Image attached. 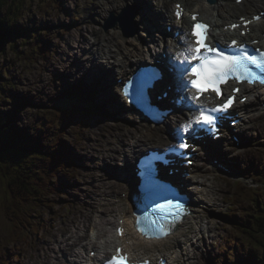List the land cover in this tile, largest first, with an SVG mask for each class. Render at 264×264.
<instances>
[{"label": "rangeland", "instance_id": "rangeland-1", "mask_svg": "<svg viewBox=\"0 0 264 264\" xmlns=\"http://www.w3.org/2000/svg\"><path fill=\"white\" fill-rule=\"evenodd\" d=\"M110 1L112 0H11L12 12L7 13L6 7L1 10L2 16L9 15L12 18H19L16 21V27L22 28L27 40L26 45L21 46L19 42L23 38L16 39V54L9 52L6 46L5 50L0 53L1 75L12 86V88H7L6 91L0 93V116L9 118L10 124L9 122L8 124L12 126L11 135L17 142L25 141L24 145L27 142H32V140L33 142L38 140V145L43 146L45 144L55 149L58 146L54 148L53 146L57 145V135L59 134L71 164L66 165L62 172L56 173L55 179H51V172L48 171L45 174L48 169L44 165L37 162L30 167V160L26 159V169L22 168V170L30 174L32 178L29 180L24 175L21 177L22 179L14 182L21 190L24 186L22 180L31 181L35 186L40 185L44 190L42 197L45 200L43 203H36L38 209L31 210L33 218L30 222L33 228H29L28 218L24 214L9 213L15 217V221L23 224H20V226L11 223L7 219V206L9 205L10 208L11 205L10 192L8 193L9 180L15 175L17 169H13V172L4 175L1 172V164L6 158L0 156V264L33 263L36 261L34 249L41 250L43 247L41 244L44 241L53 240L54 232L58 231L64 225L63 223L74 221V218L70 216L69 208L73 213L86 211L94 213L96 202L99 206L100 201H104L102 200L103 191L100 200L97 199L100 186L111 187L109 191L117 192L116 196L123 189L119 186L122 181L121 178H124L123 175L118 177L119 179L116 176H109L102 183L103 185L98 184V180L101 181L102 177L108 176L109 168L107 166L109 165L114 171L120 172L119 166H116L122 160V153L119 152L127 149V144L132 141L135 133L137 134V131H139L137 126H133L134 120L129 114L123 113L122 110L118 111L119 107H115L114 101H112V104H109L110 112H99L101 113L99 118H93L90 115L80 117L82 121L77 126H71L68 129L61 128L60 132L56 134L55 132L61 126V123L58 124V127L52 126L51 123L57 116L52 109L51 102L54 99L62 96L72 97L74 94L90 98V85H76L74 81L70 82L69 78L64 79V74H71L68 71L64 72V69L71 66L79 54V49L86 50V45L83 47L82 44L84 37L85 41H83L86 43L87 38H91V34L105 38L112 36L113 43H119L118 47L123 46L127 52L134 49L133 45L140 43V37L144 38L143 30H139L132 38H129V36L124 37L123 32L120 30H102L99 33L98 22L101 21L105 9L111 3ZM124 1L117 0L115 4L120 6ZM139 2L136 1L137 4ZM146 2H149V0H141L140 3L142 4L141 11L143 14V5ZM173 2L174 0H162L166 9L169 6V11ZM256 2L264 5V0H256ZM137 6L141 7L140 5ZM166 12L168 15L167 10ZM226 12V10L222 11V15L224 16ZM32 32L39 34V36L35 35L37 41L33 40L30 34ZM100 40L102 39H98L99 44L105 45V42ZM114 46L113 49H115ZM152 46L154 50V40ZM44 49L46 50L45 56L43 55ZM146 50L147 48L141 47V51L145 52ZM57 51H68L67 57L58 54ZM60 57H63V61L58 62ZM88 57L90 56L87 55L85 58ZM140 58H142V54H140ZM95 59L90 60L88 63L92 66L94 62L102 61L99 58ZM137 59L139 58L132 60ZM55 62H58V68L53 65L51 67L55 69H52L50 64L52 65ZM84 67L87 68L83 64H78L80 70H83ZM63 102L65 101L61 100V103ZM259 102H264V94L254 104L257 106ZM88 107H83L82 114H86L85 111H91ZM108 114H110L109 117ZM257 116L256 119L252 118V127L242 135L247 141L246 150L232 160L233 165L243 170L246 179L239 183L220 176L215 179L216 193L214 197L216 196L218 201L216 202L217 198H214V201L209 203V207L214 202L217 207L207 214L208 219H205L209 224V231L204 233L203 241H197L199 243L196 248H192L187 253V256L190 257L187 264L237 263L243 257H247L253 247V244L250 243L251 240H248L247 236L240 232L241 230L237 231L236 228L240 223H244L248 227L251 226L252 210L250 208H252V205L244 198L249 188L257 189L260 195V204L264 206V110ZM84 122L87 123V128L81 126ZM40 128L42 130L47 128L50 131L49 135L44 136L43 140L44 134L40 132ZM120 134L124 136L120 137ZM3 142L0 143L3 145ZM19 148L21 147L12 145L6 149L10 151L18 149L19 151ZM43 149H45L44 146ZM106 149L109 150L107 155L104 153ZM134 149L138 150L139 145ZM251 168L260 170L261 177L257 178L258 175L255 171L253 173ZM44 177L50 179L51 182H45ZM54 181H57V184ZM120 187L121 189H119ZM204 196H206V193L202 195V200L205 199ZM210 198H213L211 194ZM105 202L111 210L108 212L107 207L104 206L101 208L100 217H102L101 221L103 223L107 222L104 225L105 229L111 232L115 207L112 200ZM247 208L249 211L244 214ZM99 210L100 207L95 211ZM209 210L212 209L209 208ZM49 225L53 226L49 227ZM194 225L193 220L190 219L175 238L181 239L191 236V232L195 230ZM243 228H246V226L241 229ZM258 239L261 241L260 238ZM51 246L56 245L52 242ZM169 247L167 245V248ZM56 249L57 246L55 249L53 247V251ZM253 249L256 255L259 256L261 251L255 247ZM157 251L159 252V250ZM41 252L46 253L45 248ZM71 253L70 251L69 254Z\"/></svg>", "mask_w": 264, "mask_h": 264}, {"label": "snow or ice", "instance_id": "snow-or-ice-1", "mask_svg": "<svg viewBox=\"0 0 264 264\" xmlns=\"http://www.w3.org/2000/svg\"><path fill=\"white\" fill-rule=\"evenodd\" d=\"M237 3H240V0H237ZM174 14L177 19L181 17L180 5H176ZM191 18L195 21L196 14H193ZM260 18V16L254 17L257 20ZM241 20L245 28L251 23L243 17ZM209 27L201 22L193 24L190 33L185 34L183 50L176 52L175 62L171 65L178 89L181 91L188 89L191 92L190 96L183 97L184 107L190 115L177 126L174 135L177 143L167 150L180 156H184L188 150L196 151L195 146L189 143V140L196 138L198 132L205 131L218 135V122L225 118L224 114L233 106L236 94L240 91V88L234 87L232 94L224 97L220 85L227 84L229 81L237 85L245 83L264 85V51L249 50L245 44L238 45L236 40H232L229 45L230 51L219 47L218 44L210 46L202 39V36L207 38ZM230 27L235 29L239 25L233 24ZM198 30H203V32ZM245 34L241 33V35ZM185 76L188 79H185ZM159 79H162L159 73L141 74L134 81L129 80L122 92L125 97H131L133 102L154 120H159L161 114L152 107L149 90ZM201 81L213 87L211 89L201 87ZM209 91L214 93L218 101L212 107L201 99ZM158 159L161 157L152 155L146 157L140 164V184L148 203H145L144 207L138 204L137 210L142 214L136 216L135 227L141 235L149 239H161L169 235L175 222L183 215V205L179 202V198L158 179L155 165ZM161 200L164 202L160 203ZM149 204L154 206L149 207ZM117 232L123 235V229H117ZM120 251L117 249V256H113L108 264H128L127 255H120Z\"/></svg>", "mask_w": 264, "mask_h": 264}, {"label": "bare ground", "instance_id": "bare-ground-1", "mask_svg": "<svg viewBox=\"0 0 264 264\" xmlns=\"http://www.w3.org/2000/svg\"><path fill=\"white\" fill-rule=\"evenodd\" d=\"M186 2H188V1L186 0ZM188 4H189V2H188ZM247 4H248V7H255L258 4V2H252L250 0H247ZM226 6H227V3L225 5H223V8L221 10L222 11H225V7ZM202 7H203L202 4H200L198 6V8H202ZM185 8H187V7H185ZM143 9H144V14H143L144 17H147V16H151L152 17L151 21L149 22L150 23V28H152V29L155 28L153 26H156V28H160L161 25H162L161 20H166V21H170L171 20V14H169V12H168V15H167V12H165L164 14H161L160 15L159 13L153 12V10L149 6H147L146 3H144ZM201 17H203L204 19H206L208 22L212 23L213 33L211 35V38L214 41H220L223 36H229V37H231L232 33H229L228 31L224 30V26L230 25L231 22L228 21L229 19L226 18L225 15L224 16L222 15V12L219 11L217 13H214L212 11H205V13H201ZM263 27L264 26H261L260 24H258V25L255 26V28H259V29L260 28H263ZM217 32L219 34H217ZM157 36H158V43H161L162 40L164 39V35H157ZM114 44L115 43L112 42V46H114ZM118 45H120V44L118 43V44H115V46H114L115 49L118 51L117 53H114L111 50H109L107 48H103V47H101L100 49H97V51H93V50L92 51H88V53H91L90 54V57L87 59L88 62H90V60H96L95 58L102 59V61H100V62L97 61V63L102 68H104V70H106L105 67H104L105 61L107 63L112 62L113 68L109 64H106L105 63L107 65L106 67H108L110 69L109 76L111 77L112 74H113V76L115 77V79L116 78L118 79V78L124 76L127 73L128 68L133 63H135L132 59L134 58V55L135 54L138 55L140 53V50H139V48H137V49L132 50L131 52H127V51L124 50V47L123 46H121V48H119ZM115 56H117V57L115 58ZM93 65L94 66H97L96 65V62H94ZM110 91L112 93V97H113L112 99L116 103V100H115L116 92H119L120 90L119 89L114 90L111 87V90ZM154 95H155V92L154 91L150 93V95H149L150 96V100H151V98H153ZM166 122L163 125L167 124L168 125L167 126V130L170 131V132L173 131V123H171L169 121L167 123ZM9 124H10V122H9ZM138 125H140V124H138ZM144 132H146V129H144ZM144 132L142 131V128H139V131H137V135L140 136L139 141L138 142L131 141L130 143L127 144L128 146L126 147L127 148L126 150L124 149V150H122V151L119 152V153H122V157H123V160H121V162H120L121 164L125 160L128 161V163L129 162L131 163L132 160L130 158L134 157L137 154L138 151H140V150L143 151L144 149H141V148L144 147V146H146L148 143H150L152 141V139L148 140L147 143H144V141L148 137H156V134H155V132L153 130L148 131L147 134H145ZM44 136H46V135H44ZM119 136L120 137H123L124 135L123 134H120ZM137 145H139V149L138 150H135L134 148ZM108 151L109 150L106 149V154H108ZM181 163H182V160L181 159L177 160V164H180V166H181L182 165ZM155 165H156V162H155ZM163 166H164L163 163H160L159 166L156 165L157 173H158L159 170H161L163 168ZM129 172L130 171H126L125 172L126 175L123 178V182H121L120 185H119V186H121L123 188V193H125L126 198L124 200L123 199H120L118 201V195L119 194L117 195V198H116V193L117 192L110 191L107 194V189L106 188L103 189V194H102V200H104V201H110V200H112L113 201V205L115 207L114 208L115 209V212L119 210L120 212H124L125 213L124 217L121 218V219H123V223H126L127 224V235H126V237H124L122 239H118L114 235H110V231L109 230L103 229V227L101 225V223H103L101 221V218L102 217H100V223H94L93 224V227L97 231L96 232V235H95V241L98 239V237L103 236V235H107L112 241L109 242V243H107V241H106L101 248H98L97 246H94L95 248H98L97 252L99 254H103L108 249L114 248L115 245L116 246L117 245H124L125 246L127 244L126 246L127 247H130L129 242L131 240L134 243L136 242V238L134 237V235L129 234L131 232V230H130V224H132V226L134 224V217H132L133 208L131 207V204H130V201H129L130 190L132 188V184H131L132 178L130 177ZM158 177H159V173H158ZM226 178L227 179H230L228 176H226ZM191 184H192V186L187 188V191H188V194L187 195L190 198H193L194 199L196 197H200V196L202 197V195L207 192V190H206V188L204 186V182H202L201 180L196 179V178H192L191 179ZM121 187L119 189H121ZM109 189H111V187H109ZM103 197H105V198L103 199ZM204 198H205L204 200L200 199L199 201L197 199H195L194 200V203H192V202L190 203V212H191L192 217H189L186 222L183 221V222L179 223L178 225H176L174 228L171 229L170 234L172 236V239H174L175 236H177L182 231V228H184L185 224L190 219H192L193 222H194V224L196 226L197 225H201V228L198 231L196 229L193 230V232H191V236H188L187 239L192 244L195 243V242H197V241H203V239H204V233L206 231H209V224H208V222H207V220L205 218L204 219L202 218V216H200V218H199L198 214L200 212V209H202L204 207L205 208L209 207V203L211 201H214V198H210V194H206V196H204ZM201 202H202V204H201ZM205 202H206V204H205ZM203 204H205V205H203ZM99 207H100V210H101V208H103L104 205L101 204V205H99ZM97 212L98 211H94V213H97ZM103 212H104V210H103ZM90 218H91L90 212H88V211L84 212V217L82 219L88 223V222H90ZM68 222H69V225L64 224L59 230H63L64 232H69L70 229L72 228V225H74V228H76V224L73 221H68ZM202 222L206 223L207 226L205 228H204L205 225H202ZM88 229H89V226H88ZM186 231H188V229H186ZM76 235H78V234H76ZM194 235H196V236H194ZM54 237H55L54 238L55 241L53 240L52 242L55 243V245L57 246V248H60V249L62 248L64 250H66V252H68V253L71 251V249H73V247H75V245H81V242H82V240L80 239V237H76V240L75 241L68 242V240H70V239L66 235H64V234H60V239L61 240H58L57 237H56V232L54 233ZM165 244L166 245H164V246L168 250L169 248H167V245H169V243L166 242ZM56 246H51L52 247V250H53V247L55 249ZM43 249H44V246L41 248V250L43 251ZM90 249L94 251L93 246ZM41 250L40 249H34V252L36 254V257H35L36 261H34L33 263H31V262H29V263H31V264H67V263H64L62 260L57 261V257H54L53 255H50L48 252H46V253L43 252L42 253ZM164 253L165 252H163V256L164 257H167L169 255L168 254L169 251H167V253H165V255H164ZM71 254L74 255V257H76L78 260H80V258H82V257L78 258L75 251H73ZM160 254L161 253H159L157 251V249H156L154 251V254L151 257L154 258V257H156L158 255L160 256ZM78 255L79 256H83V254H78ZM107 256L108 255H105L104 254L103 255L104 259ZM174 257H176V259H178L179 254L171 253L170 257H168L169 258V264H172L171 262L173 261V258ZM66 261H67V258H66ZM70 264H77V263H75V261L74 262L71 261Z\"/></svg>", "mask_w": 264, "mask_h": 264}, {"label": "trees", "instance_id": "trees-1", "mask_svg": "<svg viewBox=\"0 0 264 264\" xmlns=\"http://www.w3.org/2000/svg\"><path fill=\"white\" fill-rule=\"evenodd\" d=\"M8 2L9 0H0V9L4 7L5 5H8ZM10 33H11V30L10 29L5 30L0 20V52L4 50L5 43L8 41L9 37H11ZM82 104L84 106H91L85 103H82ZM24 189H25L24 195L18 194V188L14 189V193L16 195L15 197L16 201L14 204L10 205V208H9V205L7 206L8 207L7 215H9V213L14 214L16 212L20 214H24L25 204L28 201V190H29L26 185ZM252 203L254 205V208H252L251 226L248 227L247 225L243 223L241 224V226L237 228V230L239 231L241 230L240 232L247 235L246 238L248 240H251L250 243L253 244V247H255L256 249H259L261 253L259 256H257L252 247L247 257H243L237 263H234V264H264V207L261 208L260 204L258 203L257 205L256 201H252ZM18 209L20 212L18 211ZM9 220L17 226H20L21 224L19 221H15L14 216H11ZM16 222H18L19 224H17ZM245 226L246 228L241 229L242 227H245ZM258 238H260L261 241Z\"/></svg>", "mask_w": 264, "mask_h": 264}]
</instances>
